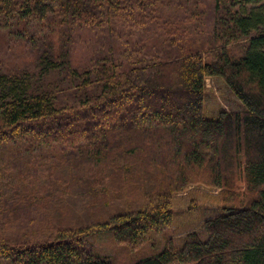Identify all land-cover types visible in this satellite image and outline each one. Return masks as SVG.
Wrapping results in <instances>:
<instances>
[{"label":"trees","instance_id":"1","mask_svg":"<svg viewBox=\"0 0 264 264\" xmlns=\"http://www.w3.org/2000/svg\"><path fill=\"white\" fill-rule=\"evenodd\" d=\"M8 37L32 52L0 67V264H112L97 233L165 241L135 264H264V0H0ZM207 78L242 108L206 118ZM192 186L219 213L175 243Z\"/></svg>","mask_w":264,"mask_h":264},{"label":"rangeland","instance_id":"2","mask_svg":"<svg viewBox=\"0 0 264 264\" xmlns=\"http://www.w3.org/2000/svg\"><path fill=\"white\" fill-rule=\"evenodd\" d=\"M36 33L39 39L41 33ZM46 32V30H45ZM41 38V37H40ZM31 46V45H30ZM101 50L103 47L98 44ZM32 49V47H31ZM30 47L23 42L11 37L0 44V67L5 70H14L27 65ZM79 58V60H81ZM220 109L227 111L241 109L237 99L233 96L224 82L218 78H207L205 81L204 115L206 118L215 119ZM218 190H212L202 186H192L186 192L173 198L172 226L166 237L170 235L174 242L191 231H202L205 219L213 218L219 213L216 195ZM206 235L203 234V237ZM178 243V242H177ZM87 244L98 256L106 257L112 264H135L139 260L158 254L165 246V241L154 234L147 237L145 244L140 249H129L127 246L115 244L111 235L97 233L91 236Z\"/></svg>","mask_w":264,"mask_h":264},{"label":"crops","instance_id":"3","mask_svg":"<svg viewBox=\"0 0 264 264\" xmlns=\"http://www.w3.org/2000/svg\"><path fill=\"white\" fill-rule=\"evenodd\" d=\"M239 103V102H238ZM239 105H240V103H239ZM241 106V105H240ZM241 108H242V106H241Z\"/></svg>","mask_w":264,"mask_h":264}]
</instances>
